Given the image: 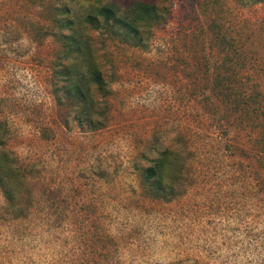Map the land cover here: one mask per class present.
Masks as SVG:
<instances>
[{
	"label": "rangeland",
	"instance_id": "374dc122",
	"mask_svg": "<svg viewBox=\"0 0 264 264\" xmlns=\"http://www.w3.org/2000/svg\"><path fill=\"white\" fill-rule=\"evenodd\" d=\"M101 1L165 20L132 47L87 0H0V264H264V0ZM71 28L112 91L89 81L90 106L66 94ZM165 149L174 196L153 199L140 176Z\"/></svg>",
	"mask_w": 264,
	"mask_h": 264
},
{
	"label": "trees",
	"instance_id": "16d2710c",
	"mask_svg": "<svg viewBox=\"0 0 264 264\" xmlns=\"http://www.w3.org/2000/svg\"><path fill=\"white\" fill-rule=\"evenodd\" d=\"M87 1L88 14L86 15V18L90 24H96L94 28L100 30V32L103 33L102 35L104 38L116 42H124V44H129L132 47H142L144 45L142 42L143 37L145 35H149L150 30L153 29L155 25L165 20L164 8L154 4H149L147 2L132 1L126 5L120 6L112 1ZM60 13L66 14V16L69 15L67 14L68 11L66 10L60 11ZM70 23L71 22H68V24ZM60 25L64 26L67 25V23H63L61 21ZM62 40L65 46L62 59L67 60L69 56L74 54L75 59H78L80 65L85 66L86 68L85 71L82 72L80 71V65L78 66V64L75 65L71 63V65L65 69L66 94L70 97L77 98L80 102L86 103L88 106H90V99L87 100V98H90L88 82L96 81V89L100 94L99 97L106 98L107 96H110L112 91L107 89L105 86L103 87L101 85V81L99 80V73L95 68L93 53L90 48V38L87 36V34H82L71 28L65 35H62ZM218 40L223 42V36H220ZM219 88V85H212L211 87L213 91ZM238 93L241 97L239 101L246 105V99H248L249 96L246 98V92L244 91H239ZM227 95L228 94L226 93L224 96L228 97ZM102 107L103 109L106 108L105 105H102ZM80 112L87 113L88 111L83 110ZM232 113L234 114L233 110ZM238 126L241 127L239 123ZM94 127L101 128L103 126H101L100 123H97L94 125ZM3 148H5L4 136L0 134V192L5 199L11 202V193L4 184V174L1 166V163L5 159H8L5 158L7 156L5 154V150H2ZM262 153L264 154V149L261 152V155ZM170 156L171 153L169 151L166 149L161 150L159 153H157V156L152 159L151 165L141 173L140 178L142 179V182L149 188V191H147L146 194L150 198L164 199L174 196V192L171 187L166 189L160 187L164 173L169 169L178 171L179 168V164L177 165V163H174L171 161V159H169ZM176 160L178 162V159Z\"/></svg>",
	"mask_w": 264,
	"mask_h": 264
}]
</instances>
